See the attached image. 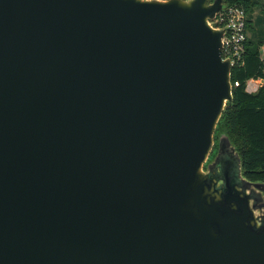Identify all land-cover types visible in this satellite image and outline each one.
Masks as SVG:
<instances>
[{"label": "water", "instance_id": "1", "mask_svg": "<svg viewBox=\"0 0 264 264\" xmlns=\"http://www.w3.org/2000/svg\"><path fill=\"white\" fill-rule=\"evenodd\" d=\"M227 7L0 0V264H264V183L216 141Z\"/></svg>", "mask_w": 264, "mask_h": 264}, {"label": "trees", "instance_id": "2", "mask_svg": "<svg viewBox=\"0 0 264 264\" xmlns=\"http://www.w3.org/2000/svg\"><path fill=\"white\" fill-rule=\"evenodd\" d=\"M226 3L245 9L248 25L250 11L258 6L255 0H226ZM259 46L247 41L244 66L232 69V83L239 82L240 86L233 88V103L226 107L218 123L216 141L221 134H227L241 156L244 177L264 183V84L254 94L245 89L250 79L264 80V60L260 58Z\"/></svg>", "mask_w": 264, "mask_h": 264}, {"label": "built area", "instance_id": "3", "mask_svg": "<svg viewBox=\"0 0 264 264\" xmlns=\"http://www.w3.org/2000/svg\"><path fill=\"white\" fill-rule=\"evenodd\" d=\"M210 23L216 29L225 30L222 38V60H230L232 69L243 67L248 25L246 10L238 5L228 6L224 11L218 12ZM260 58L264 60V50L260 52ZM263 84V79H250L246 82V92L254 94ZM239 86V82L233 83V88Z\"/></svg>", "mask_w": 264, "mask_h": 264}, {"label": "crops", "instance_id": "4", "mask_svg": "<svg viewBox=\"0 0 264 264\" xmlns=\"http://www.w3.org/2000/svg\"><path fill=\"white\" fill-rule=\"evenodd\" d=\"M247 41L259 43V52L264 50V11L257 12L254 21L247 25Z\"/></svg>", "mask_w": 264, "mask_h": 264}, {"label": "rangeland", "instance_id": "5", "mask_svg": "<svg viewBox=\"0 0 264 264\" xmlns=\"http://www.w3.org/2000/svg\"><path fill=\"white\" fill-rule=\"evenodd\" d=\"M258 2V6H256L253 11H250L249 13V20H250V23H252L257 15V12H262L264 11V0H255ZM213 153H216V151H214ZM212 153V154H213Z\"/></svg>", "mask_w": 264, "mask_h": 264}, {"label": "flooded vegetation", "instance_id": "6", "mask_svg": "<svg viewBox=\"0 0 264 264\" xmlns=\"http://www.w3.org/2000/svg\"><path fill=\"white\" fill-rule=\"evenodd\" d=\"M216 150H217V148H216ZM211 159H213V158H211Z\"/></svg>", "mask_w": 264, "mask_h": 264}]
</instances>
